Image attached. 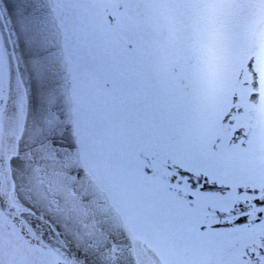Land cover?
<instances>
[{"label":"snow or ice","instance_id":"1","mask_svg":"<svg viewBox=\"0 0 264 264\" xmlns=\"http://www.w3.org/2000/svg\"><path fill=\"white\" fill-rule=\"evenodd\" d=\"M185 7L201 5L0 0V119H41L54 92L53 145L140 192L180 264H264V75L250 59L216 91L211 48L165 40ZM15 179L0 206L22 199Z\"/></svg>","mask_w":264,"mask_h":264},{"label":"water","instance_id":"2","mask_svg":"<svg viewBox=\"0 0 264 264\" xmlns=\"http://www.w3.org/2000/svg\"><path fill=\"white\" fill-rule=\"evenodd\" d=\"M55 102L53 92L46 98L47 112L43 118L26 117L18 153L11 159L12 176L16 177L15 184L22 197L21 200L14 198L15 203L30 223L37 217L42 221L34 228L42 235L47 233L44 237L74 264H88L82 257L73 258L78 251L86 253L91 264H136L131 241L119 217L116 225L85 220L83 207L86 208L94 197L101 206H110L105 197L104 203L91 188L92 197L88 195L84 177L97 192L100 191L81 168L78 156L53 145V128L59 119ZM32 182L37 183L32 188L36 196L31 193ZM103 231L108 233L107 239ZM113 250L118 254L115 261L110 259Z\"/></svg>","mask_w":264,"mask_h":264},{"label":"rangeland","instance_id":"3","mask_svg":"<svg viewBox=\"0 0 264 264\" xmlns=\"http://www.w3.org/2000/svg\"><path fill=\"white\" fill-rule=\"evenodd\" d=\"M175 2L177 1L175 0ZM199 2H201L200 8H193L192 11L188 12L186 10L170 11L165 13L164 19L168 17V22L179 24L178 30L182 31L186 21L184 22L179 17L186 14L191 29V34L189 35H192L194 41L200 45L211 48V71L214 89L220 91L229 83L232 78L230 72L239 69V66L235 65L236 57H239L240 53L243 54V50H246L243 47L249 42L252 45L254 43L259 44L256 48L257 53L254 62L256 63L255 66L260 68L262 75H264V36H260L261 33H264V0H199ZM234 5H239V7H233ZM190 9L189 7L187 10ZM193 11L202 12L201 23L197 21V25H194L190 17ZM176 18H178L177 21ZM172 24L169 23L167 25L165 40L170 48L175 49V45L179 46V43L174 44L176 38L175 26ZM197 34H199V39ZM259 37L262 38L260 43ZM217 44L219 46H216ZM213 64L217 67L220 64L221 67L215 70ZM254 110L256 118L264 126V123L262 124L264 122V97L261 98L259 103L254 105ZM84 160L90 172L107 190L111 198L118 197L116 200H112L122 213L126 210L129 203L132 205L129 207L133 208L123 214L135 243L139 263L180 264L177 241L174 239L169 227L156 217L153 210H150L149 213L155 219H151L149 213L144 215L138 212L139 210L132 204V198L136 195H141V193L130 188L126 183L103 169L97 170L95 162L88 159ZM98 164L100 165V163ZM122 203H125V205H122ZM145 210L146 213L147 208ZM141 224L144 226L141 227Z\"/></svg>","mask_w":264,"mask_h":264},{"label":"flooded vegetation","instance_id":"4","mask_svg":"<svg viewBox=\"0 0 264 264\" xmlns=\"http://www.w3.org/2000/svg\"><path fill=\"white\" fill-rule=\"evenodd\" d=\"M176 1L185 5L201 4L199 0ZM188 8L185 7L180 10H186V12L193 10L192 7L190 10H187ZM179 18L184 22L186 21L182 31L178 30L179 24L168 22V17L164 19V31L166 33L169 23L174 25L175 36L182 34L184 37L182 41L177 40V42H180L184 48H191L194 38L189 35L191 29L188 20L185 16ZM19 121V118H13L11 121L0 119V193L7 192L11 186L7 159L14 149ZM8 203L9 207L7 208L0 206V264H65L57 254L32 234L16 211H13L14 206L9 198ZM38 241L39 243H37Z\"/></svg>","mask_w":264,"mask_h":264},{"label":"bare ground","instance_id":"5","mask_svg":"<svg viewBox=\"0 0 264 264\" xmlns=\"http://www.w3.org/2000/svg\"><path fill=\"white\" fill-rule=\"evenodd\" d=\"M42 139L45 140V138H42ZM75 171L77 172L76 169H75ZM81 174L83 175V173H81ZM83 177H84V175H83ZM53 179H54V174H53ZM83 179L85 180V184L88 186V187L85 186V190H87L89 192L88 195L91 196L90 191H89L91 188V189L95 190L98 197L101 198L103 200V202L105 203L103 194L101 192H97L96 189L92 186V184H90L88 182V180L85 177ZM88 179H89V177H88ZM31 184H32L31 185V193L33 196H36L35 191L32 188L36 187L37 183L32 182ZM117 198L118 197L116 196L113 199L116 200ZM121 201H123V200H121ZM122 205H125V203H122ZM83 209H84V214L86 216L85 220L87 222H95L96 224H106V223L111 224V223H113L114 225H116L119 222L118 216L116 215V213L113 212L112 209L109 208L107 205L101 206L99 200L96 199L95 197H94V199L91 200V203H88L86 208L83 207ZM80 210H81V208H80ZM125 211H127V208ZM103 232H104L103 236L106 235V239H107L108 233L105 231H103Z\"/></svg>","mask_w":264,"mask_h":264}]
</instances>
